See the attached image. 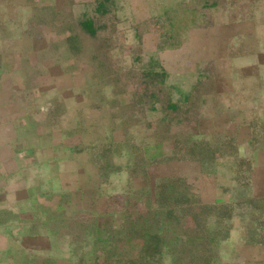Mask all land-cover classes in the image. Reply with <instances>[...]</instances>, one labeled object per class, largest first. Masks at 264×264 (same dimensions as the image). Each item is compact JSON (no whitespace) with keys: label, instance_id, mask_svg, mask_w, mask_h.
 I'll list each match as a JSON object with an SVG mask.
<instances>
[{"label":"rangeland","instance_id":"374dc122","mask_svg":"<svg viewBox=\"0 0 264 264\" xmlns=\"http://www.w3.org/2000/svg\"><path fill=\"white\" fill-rule=\"evenodd\" d=\"M238 2L92 0L93 23L76 24L88 103L101 107L98 186L90 206H66L51 226L75 241L92 227L84 264H234V245L264 241L250 160L237 150L264 143V129L228 107L234 73L211 54Z\"/></svg>","mask_w":264,"mask_h":264},{"label":"crops","instance_id":"0c3cea01","mask_svg":"<svg viewBox=\"0 0 264 264\" xmlns=\"http://www.w3.org/2000/svg\"><path fill=\"white\" fill-rule=\"evenodd\" d=\"M91 1L0 0V264L85 262L92 227L75 241L51 223L66 206H90L98 186L92 147L101 142V107L88 103L90 69L78 62L85 37L76 32L93 23ZM229 8L220 36L211 34L213 62L234 73L228 107L264 129V0ZM237 150L254 174L250 199L263 204L251 209L264 215V143ZM245 248L260 254L238 253ZM232 250L234 264H264L263 240Z\"/></svg>","mask_w":264,"mask_h":264},{"label":"trees","instance_id":"16d2710c","mask_svg":"<svg viewBox=\"0 0 264 264\" xmlns=\"http://www.w3.org/2000/svg\"><path fill=\"white\" fill-rule=\"evenodd\" d=\"M227 237V236H226Z\"/></svg>","mask_w":264,"mask_h":264}]
</instances>
